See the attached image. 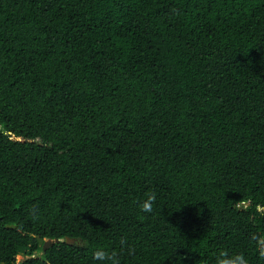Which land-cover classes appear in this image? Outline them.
Masks as SVG:
<instances>
[{
    "label": "trees",
    "instance_id": "obj_1",
    "mask_svg": "<svg viewBox=\"0 0 264 264\" xmlns=\"http://www.w3.org/2000/svg\"><path fill=\"white\" fill-rule=\"evenodd\" d=\"M261 236L264 0H0V264H264Z\"/></svg>",
    "mask_w": 264,
    "mask_h": 264
},
{
    "label": "clouds",
    "instance_id": "obj_2",
    "mask_svg": "<svg viewBox=\"0 0 264 264\" xmlns=\"http://www.w3.org/2000/svg\"><path fill=\"white\" fill-rule=\"evenodd\" d=\"M157 199L155 192L146 194V199L140 204V211L143 213H151L153 211V205ZM256 243L258 246L264 247V236L257 237ZM227 257L226 252H221L220 258L217 260V264H249L246 256L243 253H238L230 258ZM94 259L99 261H108L109 264H119V259L115 253H109L104 249H98L94 253Z\"/></svg>",
    "mask_w": 264,
    "mask_h": 264
},
{
    "label": "water",
    "instance_id": "obj_3",
    "mask_svg": "<svg viewBox=\"0 0 264 264\" xmlns=\"http://www.w3.org/2000/svg\"><path fill=\"white\" fill-rule=\"evenodd\" d=\"M8 227L15 228L14 225H11V226H8ZM66 241H67V243H74L75 240L68 238ZM59 242H60V239L50 240V239L39 238V244L44 247V250H47L48 248L53 246L55 243H59Z\"/></svg>",
    "mask_w": 264,
    "mask_h": 264
},
{
    "label": "rangeland",
    "instance_id": "obj_4",
    "mask_svg": "<svg viewBox=\"0 0 264 264\" xmlns=\"http://www.w3.org/2000/svg\"><path fill=\"white\" fill-rule=\"evenodd\" d=\"M25 258L22 256V255H20V256H18L17 257V261L18 262H21V261H23Z\"/></svg>",
    "mask_w": 264,
    "mask_h": 264
}]
</instances>
